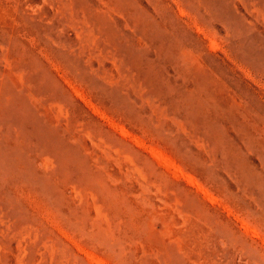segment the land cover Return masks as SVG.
I'll list each match as a JSON object with an SVG mask.
<instances>
[{"label":"rangeland","instance_id":"1","mask_svg":"<svg viewBox=\"0 0 264 264\" xmlns=\"http://www.w3.org/2000/svg\"><path fill=\"white\" fill-rule=\"evenodd\" d=\"M0 264H264V0H0Z\"/></svg>","mask_w":264,"mask_h":264}]
</instances>
